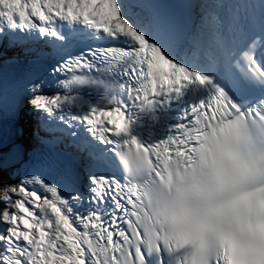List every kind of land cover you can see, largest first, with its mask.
<instances>
[{"label": "snow or ice", "instance_id": "obj_1", "mask_svg": "<svg viewBox=\"0 0 264 264\" xmlns=\"http://www.w3.org/2000/svg\"><path fill=\"white\" fill-rule=\"evenodd\" d=\"M0 56V264H264V0H0Z\"/></svg>", "mask_w": 264, "mask_h": 264}]
</instances>
